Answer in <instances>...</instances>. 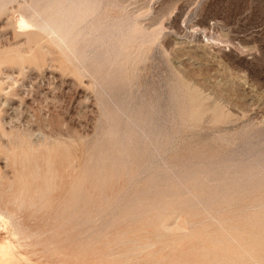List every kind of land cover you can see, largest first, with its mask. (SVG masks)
I'll use <instances>...</instances> for the list:
<instances>
[{"label": "rangeland", "instance_id": "rangeland-1", "mask_svg": "<svg viewBox=\"0 0 264 264\" xmlns=\"http://www.w3.org/2000/svg\"><path fill=\"white\" fill-rule=\"evenodd\" d=\"M3 1L0 203L25 182L39 232L0 229L18 264H264V0H98L94 18L124 24L102 64L136 124L23 25L31 0Z\"/></svg>", "mask_w": 264, "mask_h": 264}, {"label": "bare ground", "instance_id": "bare-ground-1", "mask_svg": "<svg viewBox=\"0 0 264 264\" xmlns=\"http://www.w3.org/2000/svg\"><path fill=\"white\" fill-rule=\"evenodd\" d=\"M4 1H6V0H4ZM97 3H98V0H31L29 3L22 5V7L24 9H26V11L29 13V15L31 17V19L30 18L29 19L32 21H30V20L27 21L24 18L23 19V25L25 24L26 26L29 27V23L32 22L31 24L33 26H35V32H32L33 34L35 33L37 35H43V34L47 35L48 37H50L51 40L58 42L60 45L65 46L67 49H69V51L74 55V57L76 58L77 61H79L81 63L87 62V65L89 66L88 70H90L94 74L96 82L98 83L100 90H101V93L104 95L105 100L110 101L113 104V116L110 113L108 115V117L111 118V116H112V119H117V118L121 119V117H125V118L130 119L134 124H136V121L134 120V118H131V116L128 114L125 104L122 101H118L114 98L115 86L112 85L110 70L107 66L102 64L104 59L110 58L112 56V53H113L112 51L118 50L121 47H123V42H122L121 38L119 37V34L124 31V24H123V21L121 19H109V18H98L97 19V18H94V14L96 13L97 8H98ZM21 15H22V13H21ZM31 28L32 27H30V29ZM26 29H28V28H26ZM79 41H83V43H84L83 44L84 45L83 50L77 49L76 44H79L78 43ZM95 43H98L102 46L106 45L107 48H104V52H102L100 54V57L98 59L95 57L92 60L90 56H91V52L93 51L92 45ZM96 46L94 48H96ZM111 48H113V49H111ZM93 52H95V50ZM92 55H94V53ZM106 103H108V102H106ZM181 118H183V117H181ZM120 133H121V137H122L123 132H120ZM124 135H125V133H124ZM123 137H125V136H123ZM102 165L104 166V164H102ZM104 171H105V169H104ZM102 173H103V171H102ZM148 173H149V171H148ZM26 190H27V185L25 184V182H22V187L14 195V197L11 200H9L8 202L6 201L7 203L5 202V204L0 203V229H6V228L8 229V227L11 226V228H12L11 231L13 232L14 238H17V239L23 240V241H28L29 239L36 237V240H37V237L39 236V232H31L30 231L31 228L29 229V227L24 223L23 217H22V214L20 211L21 208L28 203V195L26 194ZM188 190H189V188H188ZM10 204H16L19 209L17 210V208H15V209L10 208ZM49 214L50 213H48V216H50ZM127 215H129V214H127ZM52 219H54V218L52 217ZM81 220L85 221L84 219H81ZM81 220L79 219V221H81ZM69 223H67L66 227H68ZM47 224H49V223H47ZM55 224H57V223H55ZM56 226L58 228V225H56ZM44 227H46V226H44ZM61 227H63V226H61ZM40 228L41 227H39V229ZM54 229H55V227H54ZM48 232H49V230H48ZM48 232H47V234H48ZM62 232H64V231H62ZM62 232H60V234ZM53 234H57V233H53ZM158 237H160V236H158ZM50 239H52V238H50ZM56 239H57V237H56ZM132 240H134V239H132ZM59 241H57V242H59ZM49 243H51V242L49 241ZM54 243L55 242L53 241V244ZM57 245H58V243H57ZM126 245H123V246L126 247ZM153 245H151V246H153ZM149 246H150V244H136L133 247L131 246L132 247L131 251H137L141 248H146ZM46 247H48V246H46ZM46 247H44V248H46ZM14 249H15V247L12 243H10V242L7 243L3 238L0 237V264H18L19 257L13 253ZM49 249H50V247H49ZM50 250H52V249H50ZM50 250H48V251H50ZM163 250H165V249H163ZM51 254H53V253H51ZM137 254H139V253H137ZM155 254H153V255H155ZM139 255H141V254H139ZM55 256H57V255H55ZM137 257H138V255H137ZM63 258L66 259V257H63ZM93 259H95V258H93ZM66 260H68V258ZM25 262H27V261H25ZM76 263H77V261H76ZM87 263H89V261L86 262V264ZM93 264H94V262H93Z\"/></svg>", "mask_w": 264, "mask_h": 264}]
</instances>
